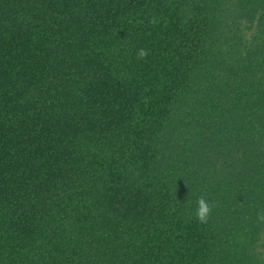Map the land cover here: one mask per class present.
<instances>
[{"label": "trees", "instance_id": "16d2710c", "mask_svg": "<svg viewBox=\"0 0 264 264\" xmlns=\"http://www.w3.org/2000/svg\"><path fill=\"white\" fill-rule=\"evenodd\" d=\"M262 211L264 0H0V264H264Z\"/></svg>", "mask_w": 264, "mask_h": 264}, {"label": "clouds", "instance_id": "9594fccd", "mask_svg": "<svg viewBox=\"0 0 264 264\" xmlns=\"http://www.w3.org/2000/svg\"><path fill=\"white\" fill-rule=\"evenodd\" d=\"M147 55L148 50L146 49L141 48L137 51L138 60H143L147 57ZM196 205V210L193 215L195 216L198 222L206 223L214 205L210 204L204 196H200L197 198ZM257 220L260 223H264V211L257 213Z\"/></svg>", "mask_w": 264, "mask_h": 264}]
</instances>
